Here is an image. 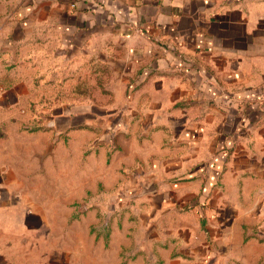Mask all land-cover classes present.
Segmentation results:
<instances>
[{"label": "crops", "instance_id": "obj_1", "mask_svg": "<svg viewBox=\"0 0 264 264\" xmlns=\"http://www.w3.org/2000/svg\"><path fill=\"white\" fill-rule=\"evenodd\" d=\"M0 264H264V0H0Z\"/></svg>", "mask_w": 264, "mask_h": 264}, {"label": "rangeland", "instance_id": "obj_2", "mask_svg": "<svg viewBox=\"0 0 264 264\" xmlns=\"http://www.w3.org/2000/svg\"><path fill=\"white\" fill-rule=\"evenodd\" d=\"M179 65L178 66H181L182 64L181 63H178ZM181 64V65H180ZM209 93H210V95H215L214 93H212V91L211 90H209ZM34 109H36V108H34Z\"/></svg>", "mask_w": 264, "mask_h": 264}]
</instances>
